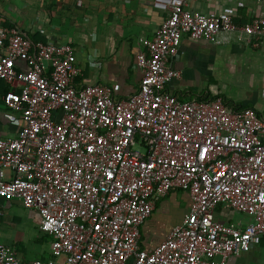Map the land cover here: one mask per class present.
<instances>
[{"label": "built area", "instance_id": "built-area-1", "mask_svg": "<svg viewBox=\"0 0 264 264\" xmlns=\"http://www.w3.org/2000/svg\"><path fill=\"white\" fill-rule=\"evenodd\" d=\"M195 1H152L166 15L137 53L142 76L125 97L77 84L70 43L0 25V79L10 85L2 100L23 121L16 136L0 137V198L37 209L51 236L49 256L30 261L0 243V264H228L264 238V115L166 88L181 75L170 59L185 35L225 45L237 34L259 47L264 15L239 25L234 13L199 12ZM177 189L189 193V212L159 244L141 247V225ZM219 205L252 221L222 223Z\"/></svg>", "mask_w": 264, "mask_h": 264}, {"label": "crops", "instance_id": "crops-1", "mask_svg": "<svg viewBox=\"0 0 264 264\" xmlns=\"http://www.w3.org/2000/svg\"><path fill=\"white\" fill-rule=\"evenodd\" d=\"M153 0H0V25L10 23L34 41L70 43L75 49L79 85L104 83L115 96L125 97L139 86L142 72L136 55L145 40L160 27L166 12ZM203 13L230 11L243 25L264 15V0H198L191 4ZM170 64L180 70L167 90L182 100L218 95L234 107H252L264 115V44L254 47L237 39L217 45L184 36ZM18 68H25L17 61ZM0 93V137L16 136L23 121L4 104ZM7 173L9 171L7 170ZM191 198L172 190L159 199L140 227V245L153 248L189 212ZM215 218L241 229L252 216L219 205ZM0 243L8 245L23 261L46 258L51 236L41 231L37 209L19 199L0 198ZM228 264H264V238L248 251L231 254Z\"/></svg>", "mask_w": 264, "mask_h": 264}, {"label": "trees", "instance_id": "trees-1", "mask_svg": "<svg viewBox=\"0 0 264 264\" xmlns=\"http://www.w3.org/2000/svg\"><path fill=\"white\" fill-rule=\"evenodd\" d=\"M235 22V21H234ZM236 23V22H235ZM2 26H12L10 23H2ZM34 41V40H33ZM10 89V85L3 79H0V93L4 94ZM216 97V96H215ZM214 98V97H212Z\"/></svg>", "mask_w": 264, "mask_h": 264}]
</instances>
